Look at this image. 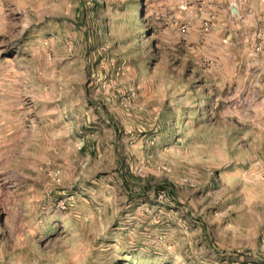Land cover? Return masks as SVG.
<instances>
[{"label":"rangeland","instance_id":"obj_1","mask_svg":"<svg viewBox=\"0 0 264 264\" xmlns=\"http://www.w3.org/2000/svg\"><path fill=\"white\" fill-rule=\"evenodd\" d=\"M0 264H264V0H0Z\"/></svg>","mask_w":264,"mask_h":264}]
</instances>
